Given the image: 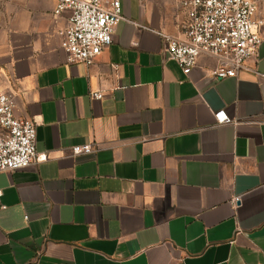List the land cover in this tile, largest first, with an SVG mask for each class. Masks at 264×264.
<instances>
[{"label":"crops","instance_id":"0c3cea01","mask_svg":"<svg viewBox=\"0 0 264 264\" xmlns=\"http://www.w3.org/2000/svg\"><path fill=\"white\" fill-rule=\"evenodd\" d=\"M121 2L86 65L68 63L57 0H0V92L47 157L0 172V264H264V24L258 59L217 80L214 57L186 75L166 55L188 10Z\"/></svg>","mask_w":264,"mask_h":264},{"label":"built area","instance_id":"2783aa9c","mask_svg":"<svg viewBox=\"0 0 264 264\" xmlns=\"http://www.w3.org/2000/svg\"><path fill=\"white\" fill-rule=\"evenodd\" d=\"M188 10L183 36L162 34L166 55L188 75L203 55L219 65L209 71L217 80L237 77L250 61L257 60L263 42L257 0H172ZM69 11L68 26L59 30L68 63L92 65L112 43L117 26L127 20L121 0H57L54 14ZM134 46H137L134 43ZM96 100L101 92L92 93ZM218 124L234 121L225 111L215 113ZM74 154H91L93 145L76 146ZM37 151V125L15 114L14 96L0 93V172L25 169L45 161ZM1 195V193H0ZM236 199L234 202H237Z\"/></svg>","mask_w":264,"mask_h":264},{"label":"rangeland","instance_id":"374dc122","mask_svg":"<svg viewBox=\"0 0 264 264\" xmlns=\"http://www.w3.org/2000/svg\"><path fill=\"white\" fill-rule=\"evenodd\" d=\"M1 93V92H0Z\"/></svg>","mask_w":264,"mask_h":264}]
</instances>
